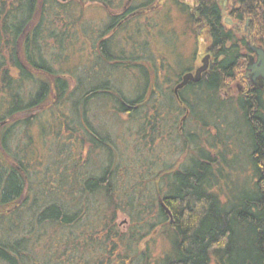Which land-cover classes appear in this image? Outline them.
Returning <instances> with one entry per match:
<instances>
[{
	"label": "trees",
	"instance_id": "trees-1",
	"mask_svg": "<svg viewBox=\"0 0 264 264\" xmlns=\"http://www.w3.org/2000/svg\"><path fill=\"white\" fill-rule=\"evenodd\" d=\"M230 1L231 8H225L222 0H192L194 10L181 0L130 1V12L146 13L166 4L179 9L197 39L193 62L201 54V32L208 36L206 46L212 57L202 80L179 91L184 105L174 97L161 100L156 96L163 93L161 82L170 83L166 67L156 70L154 79L144 74L134 98L119 92L115 97L109 84L92 87L91 101L107 97V109L128 115L122 138H116L91 121L88 129L83 127L86 94L72 98L67 92L68 79L49 57L55 49L50 42L70 32L89 5L105 3L117 10L128 1L0 0V264H56L55 254L42 255L37 250L40 240L34 232L37 228L43 232L70 229L90 211L88 217L100 214L94 224L100 225L97 231L102 236L93 239L90 234L83 242L76 240L82 236L62 239L71 249L69 264L83 260L78 256L81 248L89 250L97 264H211L213 260L216 264H264V88L243 81L252 58L251 45L264 49V0ZM227 14L233 21L249 22V31L241 34L239 26L229 25ZM137 39L136 33L131 34L124 44L134 45ZM102 46L104 57L122 68L143 67L144 56H135V48L130 49V56L124 51L112 56L104 49L108 40ZM193 69L178 71L176 78ZM92 78L97 80L98 74ZM234 83L244 89L234 91ZM47 113H58V119ZM188 122H195L194 130L199 132L188 131ZM34 126L44 145L49 144L48 135L53 136L57 143L69 144L66 147L74 155L86 143L93 149L106 148L107 161L100 173L84 176L66 150L62 156L70 152V167L63 169L56 162L55 172L48 173L53 180L42 189L33 185ZM128 127H134L133 147H129L135 149L133 157L119 146V140L132 139L127 137ZM164 137L173 143L167 150L164 147V153L181 151L174 163L151 153ZM174 142L181 146L174 147ZM114 150L118 151L116 159ZM122 156L123 161L130 156L133 162L122 164ZM119 211L130 218L126 231L117 227ZM26 216L29 233L12 237ZM155 237L165 240L158 257L150 247Z\"/></svg>",
	"mask_w": 264,
	"mask_h": 264
},
{
	"label": "rangeland",
	"instance_id": "rangeland-1",
	"mask_svg": "<svg viewBox=\"0 0 264 264\" xmlns=\"http://www.w3.org/2000/svg\"><path fill=\"white\" fill-rule=\"evenodd\" d=\"M184 1L192 5V0ZM222 2L223 4H225V8L228 5L231 8L232 5L230 0H222ZM170 6V4H166L158 10L152 8L146 13L144 12L143 15H140L139 21L136 20L135 16V18H133L130 22H127V24H125L124 26L120 27V29L117 28L115 30L114 24L112 25L113 21L111 19V15L108 13L112 12L114 15H116L120 12L122 8H119L117 10H111L109 8V10L105 9L106 11H104L103 7L100 4H92L86 7L85 11L83 10L84 13L81 16L82 20L75 21L76 23L74 26H72V30H70V32H67L65 36L61 34V37L59 36L57 40H55V42L54 40L50 42L55 47V49L50 52L51 56L49 57H52L53 63H56L54 64V66L56 68L59 67L58 69H60L59 71L62 72V77L68 79L67 81H69V88L67 92L72 93L71 97L74 98L78 95H82L83 92H85L84 90H86V82L84 80L85 68L91 69V79L86 84L88 88H92L94 86L99 87L104 84H109L111 91L113 92V94H115V97H117V92H119L121 94H125L126 96H128V98H134L137 94V88H139V86L141 85V79L144 80V74L146 75L148 73L151 75L150 79H154L156 78L154 77L156 70L159 71L158 69H160L161 67L164 70V67L169 68L168 70L170 74H168L167 76H170V78H166V81H169L170 83L172 82L171 85H168L167 83L164 84V82L160 81L162 83V87H164V89H167V87H172V85L176 81H178V79L176 78V75H178V71L181 72V70H183L184 68L201 65L202 59L207 54H209L207 53L208 46H206L209 43L207 34H202V32L200 33L202 35L200 37V41L202 43L200 46L201 54L194 63L193 53L196 52L195 49L197 47L196 36L193 32H191L192 29L190 28L189 24H187V16L183 13H180V10L176 7ZM164 15L168 18L170 16V21L168 19L166 21V17ZM225 16L226 19H230L231 21H233V17H230L229 14ZM136 22L140 25L139 27L133 25V23L135 24ZM81 23H83V27H81ZM233 23L235 24H232L231 26L237 25L241 28V34L249 31V22L245 23L244 21H241L239 23L237 20H234ZM138 30L141 31L139 32ZM76 31H79L78 37H75ZM80 31L83 34H79ZM135 33L137 35V38H139L135 41V44L129 46H127L129 43L124 44L125 38L130 39L131 34ZM107 40L108 48L105 46L104 49L107 53H110L112 56L122 55L123 51L126 56H128L130 53V49L135 48V56L139 54L144 56V61L140 62L143 67L138 66L139 68L134 69L133 67L127 66L122 68L123 66L117 64V62L113 60L110 61L105 58L100 47L102 43ZM251 54L252 58L256 60V52L253 51ZM211 55L212 54H210V58ZM64 59L67 62H65ZM163 62H165V64H163ZM245 71H247V67ZM96 73L98 74L99 78L94 81L92 80V74L95 75ZM258 82L259 85L264 88V79L260 78ZM233 87L234 91L238 90L237 87L239 88L240 84L234 83ZM52 96H54L53 93ZM50 103L52 104L53 101L51 100L48 102V107H50ZM106 105L107 102L106 100L104 101V97H102V100H99L97 102L93 101L90 107V110L92 112L90 116V118H92L91 122H93L98 128L102 127L103 129H99H101V131L104 130L106 134L110 133L113 137L118 138L120 136L122 138L123 130H125L124 127L127 126L128 115L119 113L118 111H114L112 109H107ZM66 106L64 108L67 109ZM43 107H47L45 103ZM47 115L49 117L52 116L55 119H58L59 116L58 113H47ZM179 117L178 120L180 119ZM194 127H196L195 122H188L186 128L192 133H194L195 131L198 133L199 131L194 130ZM132 130H134V127L127 128V137L129 135L132 138L129 142L126 141L128 144L123 143L122 139L119 140V142L121 143V145L119 146L121 147L123 152H127V154H130L133 157V151H135V149H129V147H133ZM231 130L234 131V128H232ZM38 132V127L34 126L32 136H34L35 139V154L37 155H35L36 161H34V163L32 164L31 171L35 170V173L32 178L33 185L40 186V188L42 189L44 185H46V182H50L53 180L52 177H48V173L55 172V168H53V166L56 162L57 164H59V166H62L63 169H68L70 167L68 166L71 158L70 152L72 153L73 150L70 151L69 149H67V147H69V144L67 145L65 142L63 143L62 140H60V143H57L56 140L52 138L53 136L49 135V144L47 143L46 145H44L37 136ZM50 138L53 139L52 142H50ZM167 138L165 139L164 137L162 142H160L159 140L157 143H155V149L151 153L153 154V157L159 154L163 158L166 157L169 163H174L175 159H177L181 155V151L176 152V150H169L168 152L164 153V147V150H167L168 145L170 143L173 145L172 140L170 139V142V140H168L169 138ZM173 140L175 141L174 137ZM238 143L240 144L239 147L243 145L240 140L238 141ZM175 144L177 146H181V143L174 142V147H177L175 146ZM202 144H204L203 139L202 141H200V145ZM60 145L63 146L61 150ZM193 146L195 148V145ZM87 147L89 149L88 144H83V148L81 150L79 149L76 155L72 153L73 158H75V161L78 163L77 168L80 169V171L84 172L86 170L84 162L90 156L92 158V163L90 164L91 171H99L96 166V163H102L104 156L100 154V152L98 153L97 157L93 158L94 155L91 154L92 152H87ZM169 149H171V146H169ZM66 150L70 151L68 153L69 155L66 154L65 156H62L64 155L63 152ZM117 152V150H114L112 152L115 159L118 158ZM190 153V155L194 154L193 151H191ZM132 157L129 156L125 161H123L122 156L121 163L127 164V166L130 165V163L133 162ZM75 171L80 172L77 169H75ZM248 173L249 171H247V174ZM245 176L247 175H243L242 178L245 179ZM10 213H12V211ZM89 213L86 217H83L84 220L82 222L78 224H73L70 229L61 228L56 229L54 231L47 230V232H43V229L39 230L37 228V231L33 234L38 236L40 240L38 241L39 244L37 245V250L41 252L42 255H44L45 253H50L53 255L55 254L53 262H56V264H69V261L67 260V255L70 253L71 249L67 248L68 243L66 244L65 241H63L62 239H65L69 235H75L76 237L82 236V238L76 240H81L80 242H83L84 238H86L88 235L91 236L93 234V239H98L99 234L100 236H102V233L97 231L100 225L98 223H96L97 225L94 224V221L100 220V214L96 212L88 217ZM116 217V223L118 225L117 227H119V230L126 231L130 227V218L127 216L126 213L122 211H119ZM20 222H22V224H19V230L15 234H13L12 237H20L22 232H25L24 234L29 233V231L25 230L30 225H28V217L26 216L24 219L20 220ZM23 222L27 223L24 224ZM39 235H43L41 239ZM105 235L106 233L103 230V236ZM164 245L165 240L160 237H155V239L151 242L150 247L155 257H158L160 253L164 250ZM83 249L84 248H81L82 253H78V256H82V261H89L91 264H97L96 258H93L94 260H92L90 257L91 255L87 253L89 252V250L87 249L88 251L86 252ZM79 260L77 264H84L82 261ZM211 264H216V262L213 260Z\"/></svg>",
	"mask_w": 264,
	"mask_h": 264
},
{
	"label": "flooded vegetation",
	"instance_id": "flooded-vegetation-1",
	"mask_svg": "<svg viewBox=\"0 0 264 264\" xmlns=\"http://www.w3.org/2000/svg\"><path fill=\"white\" fill-rule=\"evenodd\" d=\"M130 1L125 3L124 7H122V9L120 10V12L118 14L114 15L112 12L108 13V14L111 15V19L113 21L112 25L114 24V26H115L114 30L117 29V28L120 29V27H122L125 24H127V22H130L133 18H135V16L137 17V16H140V15H143L144 11H141V10H134V11L130 12ZM100 5L103 7L104 11L109 10L108 6L105 5V3H101ZM152 8H154V7H152ZM192 9L194 10L193 5H192ZM225 20H227V22H228V19H225ZM233 22L234 21H232L230 23V25H232V24L234 25L235 23H233ZM101 47H103V46L101 45ZM207 53H209V52H207ZM209 54H211V53H209ZM211 57H212V55H211ZM252 61H254L253 58H251L250 62H252ZM198 66H195L193 70L187 71V72L195 71V69ZM84 70H85L84 71V80H85V82L87 84V82H89L90 79H91V69L85 68ZM186 73H184V74H186ZM182 77H183V74H182L181 78H179L178 81H176V83L174 85H172V87H170V88L167 87V89L163 90V93L161 95L159 94V95H156V96H158V98H160L161 100H167V99H170L171 97H174L175 100L178 101V103L180 105H184L183 100L179 97L180 95L177 97V95L175 94V88L178 85V83L181 81ZM259 79L260 78H258L257 80H253L251 75L250 76H246L245 75V79L243 81H244L245 85L247 83L248 85H252L253 87H257V86H260L259 82H258ZM171 83H169L168 85H171ZM86 84H85L86 90H84L85 91L84 93L86 94V99H87L86 103L84 102L86 109L84 111H82L83 112V117H82V122L81 123H82V125H83V127L85 129H88L90 127V124H91L90 121H92L91 120L92 118H90L91 113H92L91 110H90V107H91V104H92L93 101H91V93H90V92H92V90H91L90 87L88 88ZM243 89H244L243 86H240V90L242 91ZM172 90L174 92V95H171V91ZM164 91H167L168 94L164 93ZM237 95L239 96V94H237ZM245 95H248V94H245ZM78 96H81V95H78ZM99 100H102V97ZM104 100H106L105 97H104ZM86 144H88V143H86ZM88 146H89V149L87 147V152H89V153L92 152L91 154L94 155L93 158L97 157L98 153H100V152H101L100 154H102L104 156L102 163H96V166L99 169V171L96 170L95 172L91 171V165L90 164L92 163V161H91L92 158L89 156L85 160L84 165H85L86 170L83 172L85 174L84 176L91 177L92 174L100 173L103 163H105L107 161V156L108 155H107L106 148L93 149L91 147V144H88Z\"/></svg>",
	"mask_w": 264,
	"mask_h": 264
},
{
	"label": "water",
	"instance_id": "water-1",
	"mask_svg": "<svg viewBox=\"0 0 264 264\" xmlns=\"http://www.w3.org/2000/svg\"><path fill=\"white\" fill-rule=\"evenodd\" d=\"M66 1V0H62ZM183 1V0H182ZM228 23H231V20H228ZM253 51L256 52L257 58L252 63H250L247 66L246 76H252L253 80H257L258 78L264 79V49L261 47H256L252 45ZM210 66V54H207L203 59L200 66L196 68L195 71L188 72L186 74H183V77L181 81L178 83V85L175 88V94L177 97L179 96V91L181 88L183 89L186 85H188L190 82H199L202 80L204 73H206L209 70ZM164 210L171 216V219L173 220L172 212L169 209V207L164 204L163 200L160 199V203Z\"/></svg>",
	"mask_w": 264,
	"mask_h": 264
}]
</instances>
